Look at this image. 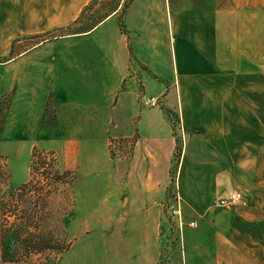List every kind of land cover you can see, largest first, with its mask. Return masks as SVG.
<instances>
[{
    "label": "crops",
    "instance_id": "0c3cea01",
    "mask_svg": "<svg viewBox=\"0 0 264 264\" xmlns=\"http://www.w3.org/2000/svg\"><path fill=\"white\" fill-rule=\"evenodd\" d=\"M89 3L0 0V41L12 33L1 28L8 8L18 24L26 14L74 27L92 22ZM263 10L264 0H119L31 58L16 54L7 113L25 144L53 152L65 169L83 167L96 186L83 192V217L112 218L84 231L83 264H159L171 248L164 205L177 129L167 110L183 134L176 185L197 217L179 228L193 229L186 264H264V119L256 110L264 82L237 63ZM19 36H10V50ZM150 96L159 105L141 104ZM232 191L243 201L211 209Z\"/></svg>",
    "mask_w": 264,
    "mask_h": 264
},
{
    "label": "rangeland",
    "instance_id": "374dc122",
    "mask_svg": "<svg viewBox=\"0 0 264 264\" xmlns=\"http://www.w3.org/2000/svg\"><path fill=\"white\" fill-rule=\"evenodd\" d=\"M117 1L119 2V0H90L87 10H85V14L87 17L92 18V22L90 21L86 25L74 27L72 25L46 26L45 24L33 23L35 19L26 14L22 18V23L18 24L16 8H8L5 10L7 13V22L1 27L2 31H7L8 29L12 32L10 33V36L13 37L20 32V36L18 37L20 42H18L17 45L15 44V48L10 50L9 43L13 37L8 36L6 42L0 41V107L1 105L5 106L2 131L0 133V161L2 166L0 170V204L3 192L7 188L19 186L30 178L31 161L33 158L32 152L34 149V147L25 144L21 135V130L16 126L14 116L10 117L7 113V109L11 103V95L13 93L11 90L15 82L16 67L18 64H21V61L19 63V58H17L16 54L24 52L27 54L26 56L31 58L33 52L43 49L48 42L54 41L58 37L71 32L72 30L88 27L93 22L95 23L99 21L111 11L112 7L117 4ZM125 3L126 1H124L122 6L123 11L129 5ZM259 15L260 13L258 16ZM261 17L263 19L262 23L247 26V55L237 58V63L240 62L242 65H246L249 71L258 70L257 79L264 82V10ZM43 20L44 19H38L37 21ZM19 21H21V19H19ZM19 29L20 31H18ZM38 57L39 55L36 53L33 58ZM260 76L262 77L261 79ZM6 89L9 90L7 92L8 94L4 93L2 95V92ZM256 101V110L258 113H262L264 119V89L262 90L261 96H259ZM167 111L171 115L170 117L173 120L175 129H177V131L175 130V134H177V148L174 153L173 164L170 170L171 181L167 189L166 204L164 205V216L167 214L168 220L167 224L165 223L167 225L165 227L167 231V242L171 248L162 251L159 258V264H166L174 257H179L182 264H186L188 263L187 258L189 257L187 249L191 244V231L193 229L189 228L186 232H182L181 230L183 229L185 231V228L187 227L186 225L190 227L195 226L197 224V217H195V213H193L191 208L186 204L184 205L183 200L181 211L183 218L182 229H179L180 227L177 218L172 217L169 213L170 205L174 202L172 196L174 195V192L177 191L176 181L178 177V166L182 155L181 148L183 145V139L181 136L182 133L179 134L182 126L180 125L179 128H176L177 114L169 110ZM111 146L112 145L110 144V155L112 157L114 153H112ZM57 159L59 161V166L64 168L59 156H57ZM67 170L72 171V173L70 172V175L63 176H66L69 181L67 183L59 184L58 186L54 185L50 191V196L48 197L49 204L47 205V218L49 217V228L47 227V229L52 232L54 242L59 244V246L68 245L67 249L57 255L52 253L49 254L48 257H46V255H41L23 262L8 263L3 261L1 257L0 234V264H42L41 262H47V264H83L84 231L88 230V227L98 228L100 225H105V220H110L111 223L112 218L102 216L83 217V192L94 193L96 186L87 184V179H90V175L87 171L83 170V167L79 166L75 169ZM101 186L102 185H98V187ZM215 201L212 203L211 209L215 211L222 210L214 207ZM190 222H195V224L191 225L189 224ZM106 224H109V222ZM221 239V237L217 238V240ZM221 256H223V254H221ZM243 261L246 262L245 264H251V262L246 259H243Z\"/></svg>",
    "mask_w": 264,
    "mask_h": 264
},
{
    "label": "trees",
    "instance_id": "16d2710c",
    "mask_svg": "<svg viewBox=\"0 0 264 264\" xmlns=\"http://www.w3.org/2000/svg\"><path fill=\"white\" fill-rule=\"evenodd\" d=\"M5 106L0 107V133ZM30 178L16 187L7 188L0 204L1 257L8 263H18L35 256L60 254L67 246L57 244L47 218L48 197L54 185L67 183L70 175L58 164L51 151L34 147ZM0 161V170H1ZM47 264V262H41Z\"/></svg>",
    "mask_w": 264,
    "mask_h": 264
},
{
    "label": "built area",
    "instance_id": "2783aa9c",
    "mask_svg": "<svg viewBox=\"0 0 264 264\" xmlns=\"http://www.w3.org/2000/svg\"><path fill=\"white\" fill-rule=\"evenodd\" d=\"M159 103H160V98L158 96L144 97L141 100V104L144 106H156L159 105ZM172 197L174 202L170 205L169 213L171 214L172 217L177 218L179 227L181 228L183 225V218L181 214L183 204L178 188L177 191L174 192V195ZM242 199H243V195L241 192L232 191L228 195L218 198L215 201L214 207L217 209L230 208L238 204L240 201H242ZM189 224L194 225L195 222H190Z\"/></svg>",
    "mask_w": 264,
    "mask_h": 264
}]
</instances>
